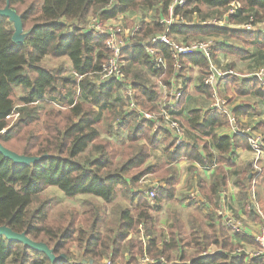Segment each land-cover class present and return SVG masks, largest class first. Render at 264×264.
<instances>
[{
	"label": "trees",
	"instance_id": "1",
	"mask_svg": "<svg viewBox=\"0 0 264 264\" xmlns=\"http://www.w3.org/2000/svg\"><path fill=\"white\" fill-rule=\"evenodd\" d=\"M171 2L0 0V9L9 8L21 21V33L15 36L12 21L0 15V144L18 155L35 158L18 163L0 153V226L44 244L52 256L0 234V264L8 261L10 264H98L103 258L134 262L144 255L154 260L148 264H264V256L248 257L243 252L242 244L256 245L254 239L243 233L231 235L215 212L221 188H226L229 178L235 176L233 183L244 191L251 173V163L238 166L232 162L237 149L251 150L247 138L214 133L216 128L229 125L228 116L189 111L187 124L209 141L196 139L193 144L175 145L168 139L167 130L154 131L152 122L140 118L134 109H125L123 83L130 85L140 108H154L151 102L157 95L153 89L155 82L147 77L143 67L156 76L161 69H156L154 59L138 41L166 29L160 21L167 16ZM127 11L143 16L149 12L151 21L142 22L138 40L120 52L123 80L97 83L110 51L104 45L105 37H97L87 27L88 17L97 15L106 20ZM174 13L188 22L193 21V15L199 21L171 25L170 37L176 40L180 37L183 41L221 38V42L218 39L213 42L212 61L219 63L217 54L221 52L244 61L254 60L257 67L264 65V31L203 23L217 17L224 19L226 25L244 24L250 18L255 24L264 19V0H187L185 7L175 8ZM230 39L243 41L244 47L229 43ZM251 45L255 46V52L249 49ZM156 47L157 56L167 65L165 75L160 77L162 83L170 86V75L184 77L189 64L197 65L201 74L196 91L211 96L213 88L203 83V77L209 74V60L203 53L183 55L176 61L168 46L160 43ZM45 57L67 58L70 74L63 73V65H43ZM174 63L180 69L175 70ZM226 66L231 68L234 63ZM223 77L229 79L236 95L264 99V90L255 77L230 74ZM15 87L22 90L17 101L13 99ZM77 93L83 99L76 100ZM186 94L185 87L178 108ZM42 103L53 105L41 116ZM249 110L246 105L231 113L236 119ZM38 122L41 130L35 127ZM159 133L164 142L159 140ZM260 142L264 149V136ZM160 144L164 145L161 151L165 163L158 168L147 160ZM180 158L214 166L209 182L201 177L197 182L211 209L204 216L192 213L187 219L189 230L179 212L172 210L171 223L164 233L156 229L154 214L164 202L174 199L178 183L174 163ZM151 173L159 178L152 198L149 190L153 185L136 188ZM47 186L57 187L68 198L90 194L104 203L113 201L117 191L123 188L130 203L113 209L111 216L106 217L102 206L86 201L87 209H70L51 218L49 200L39 198ZM134 200L136 204L132 205ZM71 248L76 250V258Z\"/></svg>",
	"mask_w": 264,
	"mask_h": 264
},
{
	"label": "built area",
	"instance_id": "2",
	"mask_svg": "<svg viewBox=\"0 0 264 264\" xmlns=\"http://www.w3.org/2000/svg\"><path fill=\"white\" fill-rule=\"evenodd\" d=\"M187 0H172L169 8L168 14L166 18H163L160 22L164 24L166 29L153 36L147 37L146 39V46L148 55L154 59L156 69H161V73L157 76V83L156 87L158 89L163 88L168 91V96L166 101L160 102L156 105L155 111H144L137 107V104L134 100V92L131 90V87L127 83L122 84V93L125 98V109L132 110L134 109L137 112V115L140 118L146 119L154 124L153 130L156 131L159 128H163L168 131L170 134L171 140L174 142L175 145H182L186 139V128L185 126L174 116L172 112L173 106L177 103V100L180 96L179 87L173 86V76L168 79L170 86L161 83L160 77L163 76L166 72L167 65L165 60L161 56H157L156 54V46L160 43L165 44L168 46L169 50L171 51L172 59L178 60L180 56L188 55L190 53H203L206 58L209 60V74L203 77V83L205 85H209L213 88V102L209 104L206 108V111L209 112H220L221 114H225L228 116L229 125L235 134H239L245 136L248 140L249 146L252 151H254L255 156L251 161V173H250V185L254 186L256 180L261 176L262 168L259 164V158L261 157V145H260V137L255 136L252 134L249 127L241 128L237 125L236 119L232 115L231 111H229L228 107L226 106L225 99H219L215 96V87L217 81L226 74H230L231 71L223 72L216 68L212 59H211V49L213 48V41L210 40H192L190 42H179L178 39H174L168 35L169 27L174 24H193L196 23L194 20L192 22H188L180 14H175V8H183L185 7ZM213 21V24L217 25L215 22H219L221 24L220 27L223 26H231L237 28H243L249 31H261L264 30V19L257 23L252 22V18L247 23L239 24V25H226L224 19L213 17L209 19ZM208 20V21H209ZM206 21H203L205 23ZM262 23L263 25H257ZM97 18H92L87 27L93 31V33L97 36H104V45L110 51V57L108 61L103 65L102 70L98 74L97 83H103L110 79H116L118 81H122L124 78V74L122 71V67L124 65L123 62L119 60L122 44L127 43L129 39V35L137 34L139 29L132 28L129 31L122 32L121 37L119 38V26H122V23L115 22L109 23L106 25ZM211 24V23H208ZM145 40V39H144ZM140 41H138L139 43ZM130 44V42H128ZM131 45V44H130ZM180 69L179 64L173 65ZM245 77H255L258 81L259 87L264 90V65L256 67L252 72ZM157 188V184H154L151 190H149V197L152 198L154 196V191ZM250 207L261 219V226L257 234L253 236L254 241L256 242L257 246L254 250L250 251V254L253 257H260L264 256V212L259 205L257 198L255 196V192L253 188L250 189ZM224 222L228 229L231 232H237L242 227L241 221H239L234 215L227 214L224 216ZM154 263V260L149 258L148 256L144 255L138 257L136 261L130 262L128 260L125 261H113L110 258H103L99 261L98 264H148Z\"/></svg>",
	"mask_w": 264,
	"mask_h": 264
},
{
	"label": "crops",
	"instance_id": "3",
	"mask_svg": "<svg viewBox=\"0 0 264 264\" xmlns=\"http://www.w3.org/2000/svg\"><path fill=\"white\" fill-rule=\"evenodd\" d=\"M132 13H133V16L131 17L132 23L129 24V25H124V23L122 22V19H119V18L121 16H128V15H130ZM91 17H95V18H97V20H100V21H102L104 23H110V22L111 23H115V22H119L120 21L122 23V26L118 27L119 28V38L121 37L122 32H124V28L128 27L129 30H130V29L135 27V28L138 29L142 22L151 21V15L149 14V12H146V14L143 16V15H140V14L134 12V11H127L124 14L117 15L115 18H109V19H106V20L99 19L97 17V15H91ZM166 17H163V18H166ZM226 27H231V26H226ZM233 28H237V27H233ZM137 35H138V33L134 34V35H129V39L130 40L128 42H130V44L135 43V41L138 40L137 39L138 38ZM146 39L147 38H145V40H140V42L138 44L143 46L145 48V50L147 51V47H145L146 46ZM217 41L221 42V39H218ZM128 42L125 43V44H122L121 50L130 46V44H128ZM234 45H236V44H234ZM155 49H156V53H158V48H155ZM220 54H221V52H219L217 54V60L219 62H221L220 61L221 60L220 59V56H221ZM62 58H64V57H62ZM143 71L145 72V74L147 75V77L149 79L156 81V79H157L156 75L150 74L148 69H146L144 67H143ZM189 71L190 72L193 71L194 74H196V73L197 74H199V73L201 74L200 68L197 65L189 64L188 67L184 70V75H185L184 77L177 76L175 74L173 76V78H172L173 79V86L179 87L180 96H181L182 90L185 87L187 88V94H186V96L184 98L183 104L178 108V100L180 98V96H179V98L177 100V103L172 108V112H173L174 116L186 128V139H185V142L182 145L193 144L196 139H201L202 141H209V138L207 136H205L199 130H197V129L191 127L189 124H187V121L190 120L189 111H191V110H200L201 115H203L204 111H206V109L202 110V108L194 107L192 109H189L187 111V113H185L183 111L184 103H185L186 99L188 98V95H190L189 94V87H190V83L192 82V81L190 82L192 75L190 76ZM177 72L179 73V71H177ZM153 76H155L156 79H153ZM196 78L197 77H195L196 84H195V86L193 88L194 92L199 94V95H204L208 99L213 97V92H212L211 96L208 97L204 93H199L198 91H196V87L198 86V82H199V81L197 82ZM155 81H153V82H155ZM228 82H229L228 78H225V77L220 78L217 81V83H216V91L217 90L221 91V88H220L221 84H229ZM153 89H155L157 91L156 82H155V86H153ZM232 89H233V86H232ZM233 91H234V89H233ZM240 97H242V96H240ZM243 97H244L243 99H245V101H243L242 103L234 104L232 106L230 105L228 107L229 111H231L233 109H236V108H239V107L240 108L241 107H245L246 105H248L250 110L247 111L245 115H239L238 117H236V122L239 123V125H241V126H243V123H247L248 116H250L249 114L252 111H254L253 109L256 108V105L259 107L260 103L264 102V99H261V98L255 96V95H248V96H243ZM248 98H250V99H248ZM134 99H135V93H134ZM248 100H251V101L255 102V104H250V102ZM209 113L222 115L220 112H217V111L209 112ZM260 116H261V112L260 113H255L252 116L253 122H251L250 125H252L256 129L259 128L257 130L256 129L253 130V132L256 133L258 136H261L263 138V136H264V120H263V117H260ZM260 118H262V119H260ZM214 133L217 136H222V135L233 136V135H235V133H233L230 125H225V126H222V127L220 126V127L216 128L214 130ZM261 137H260V139H261ZM158 138H159V140L164 142V139H162V133L158 134ZM168 139L170 141H172L169 133H168ZM160 147H162L161 148V150H162L164 148V145L162 144ZM161 150H160V152L162 154ZM263 152H264V149H262V153H261V157H260L261 158L260 160L262 162L261 163L262 166H263V161H264V153ZM254 156H255V153L252 150H245V149H241L240 148V149H237L235 151V153L233 154L232 162L235 163L238 166L250 164L252 159L254 158ZM177 162L178 163H182L183 166L187 165L186 170L192 171L191 175H189L190 179H187L185 181V183H186V191H184V188H182V190L179 193V183L181 184L183 182V180L185 178L183 173L185 171H183V170L179 171V169H177L178 170V183L176 185V191H175L174 199L164 202L163 205H162L161 210L158 211V212H162V211L164 212V210H167V208H170V209H168V210H170V211H168L169 213L172 212V210H177L179 212L181 220L184 223L186 229L189 230L187 219L189 218V216L192 213L195 212V213H199L201 216H204L206 211H209L211 209L209 204L207 203V201L204 199V197L202 196V194L198 190L197 182H198V178L199 177H201L205 181L209 182V180L212 178V175H213V172H214V166L213 165L212 166L198 165L195 162L188 160L187 158H180ZM177 162H175V163H177ZM178 163H177V165H178ZM191 167H193L194 170H191L190 169ZM263 171H264V168L262 169V174H261L260 177H262V175L264 173ZM234 177L235 176H231L229 178V180L227 182V186H226V188L224 190H222V188H221V191H220V194H219L218 208L215 209V212L218 215L221 216V218L223 219V222H224V216L227 215V214H232L239 221H242L241 222L242 223V227L237 232H231L228 229V227L226 226L225 222H224L225 226L227 227V229H228V231H229V233L231 235H234V233H243V234L253 238V236L258 233L262 222H261L260 217L253 210H251L250 199H249V196H250V190L249 189L251 187L253 188V190L255 192V196L257 198V201H258L259 205L261 206V208H262V210L264 212V187L262 188L263 191H262V193L260 195V193L258 191L259 190V185H260V182H258V179L260 177L256 180L255 185L251 186L250 185V177L251 176H250V173H249L248 181L246 183L247 184L246 185V189H244V191H243L241 187L236 186L233 183ZM158 183H159V181L156 182L157 187L159 186ZM188 184H190L189 188H188ZM135 202H136V200H135ZM171 202H173L172 206H171ZM256 217H258V219H256ZM154 221H155V217H154ZM170 223H171V213H170ZM232 237H233V241L235 242L236 241L235 237L234 236H232ZM242 245H243L242 246L243 252L246 253V255L248 257H253L250 254V251L254 250L256 248L257 244L255 245V248H254V245H251V244L243 243ZM174 253H175V255L177 254L176 252H174Z\"/></svg>",
	"mask_w": 264,
	"mask_h": 264
},
{
	"label": "rangeland",
	"instance_id": "4",
	"mask_svg": "<svg viewBox=\"0 0 264 264\" xmlns=\"http://www.w3.org/2000/svg\"><path fill=\"white\" fill-rule=\"evenodd\" d=\"M203 9L205 10V8H203ZM132 16H133V13L128 15V16H121L119 19H122V22L124 23V25H129V24L132 23V19H131ZM92 18H94V17H91V15H90L89 18H88V23H89V21ZM212 18H210V19H212ZM192 20H194L195 22L199 21L198 18L194 17V15H193V19ZM208 20H209V18L204 20V21H206L205 22L206 24H208V23L213 24L212 20H209V21ZM215 23L217 25H219L218 27L221 26V24L219 22H215ZM106 25H109V23H107ZM213 25H215V24H213ZM257 25H263V24L259 23ZM124 31H129V28L128 27L124 28ZM261 31H264V30H261ZM217 39H221V38H217ZM192 40H206V41L210 40V41L214 42V40H216V38H214V37H204L202 39L195 38V39H192ZM192 40L183 41L182 38H180V37L178 39V41L182 42V43L190 42ZM228 42L236 44L239 47H244V42L241 41V40L230 39V40H228ZM247 45L249 46V43ZM254 47L255 46L251 45V47H249V49H252L253 52H255L254 51L255 50ZM211 50H213V48ZM220 55H221L220 56V59H221L220 61L221 62L216 63L215 61H213L215 67L219 68V70H221L223 72L231 71L230 75H234V76L239 77V78H246L245 75H248L250 72H252L258 66V63H256L254 60L244 61V60L238 59L236 57H233L231 55H228L226 53H221ZM230 62L234 63V66L231 67V68L226 66ZM42 63H43V65H45L47 67H56L58 65H63V73L65 75L66 74H70V72H71V65H70V62H69V60L67 58L45 57V58H43ZM174 68H175V70H178L177 67H174ZM189 74H190V76L192 75L191 76V80H190V82L191 81L192 82L191 83L189 82L190 83V87H189V94L190 95H188V98L186 99V101L184 103L183 111L185 113H187V111L189 109H192L194 107L202 108V110H205L209 106V104L213 102V99H212V97L210 99H208L204 95H199V94L194 92L193 88H194V86L196 84L195 77H197L196 80L198 82V77L200 76V73L199 74H197V73L194 74L193 71H191V72L189 71ZM172 76H174V74L170 75L169 79ZM153 79H156V77L153 76ZM151 81H155V80H151ZM155 82L157 83V80ZM228 83L229 84H221V87H220L221 91H219V90L216 91V87H215V96L218 97L219 99H225L226 102H227L226 103L227 107H229L230 105L232 106L234 104L242 103L243 101H245V99H243L244 97H240V96H238V95H236L234 93V91L232 89V84L230 82H228ZM156 88H157V95L155 97V100H153L151 102V104H154V108H152L150 110H147V109H142V108H140L137 105V107L139 109L144 110V111H155L156 110L155 109L156 105H158L160 102H162L164 100L166 101L167 97L170 98L168 96V91L166 89H163V88L158 89V87H156ZM21 94H22V90L19 87H15L14 88V93H13V99L15 101H17L18 97ZM75 96H76L75 97L76 100L83 99V97L80 96L79 93H77ZM250 98H248V99H250ZM248 101L250 102V104H255V102H253L251 100H248ZM52 105H53L52 103H42L41 106H40V114H41V116L43 115L44 111L48 107H50ZM253 110L254 111H252L249 114L250 116H248L247 123H243V126L239 125V123H237V125L239 127H241V128L249 127L250 128L249 131H251L252 134H254L255 136H258L256 133L253 132V130H255L256 128H254L250 124H251V122H253L252 116L255 113H260L261 112V116L260 117H263V120H264V102H261L259 107L256 105V108L253 109ZM12 119H13V117L10 118L9 120L12 121ZM260 119H262V118H260ZM100 126H101V124H100ZM35 127H36L37 130H41V123L38 122L35 125ZM257 129H259V128H257ZM101 131L104 132V128H102ZM259 137H261V136H259ZM116 142L120 146L123 145V143H121V142H118V141H116ZM161 145L162 144H160V146ZM160 146H158L157 148H155V149H153L151 151V156L147 160V163H151L153 165H157L158 168H161L164 165V163H165L164 155L161 154V152H160V150L162 148ZM261 153H262V149H261ZM260 159L261 158H259V164H260L261 168L262 167L264 168V161H263V166H262V164H261L262 162H261ZM177 163H174V165H176L177 169H179V171H182V170L185 171L183 173L185 178H184V180H183V182L181 184L179 183V193H180L182 188H184V191H186V183H185V181L187 179H190L189 175H191L192 171L186 170L187 165L183 166L182 163H178V165H177ZM157 181H159L158 176L156 174H154V173H151V174H148V175L144 176L139 181V183L137 184L136 188L145 189L150 184L151 185L156 184ZM258 182H260V185H259V190L258 189L257 190L259 191V193L261 195V193L263 191L262 188L264 187V173H263L262 177H260L258 179ZM189 187H190V184H188V188ZM125 194H126V190L124 191L123 188H121V189H119L117 191L113 201H111L110 203H104L100 198L91 196L90 194H79V195H76V196H74L72 198H68L57 187H55V186H47L39 194V198L49 200V217H51V218L52 217H58L59 214H61L62 212H65V211H69L70 209H77L79 211L87 209L88 207H86V206H88V203L86 201H90L92 203L98 204L99 206H102L104 208V215L107 217V216H111V212L113 211V209H115L117 207H124L126 205H129L130 202H129L128 198L125 196ZM135 204H136V202L134 200L132 205H135ZM172 205H173V202H171V206ZM132 208H133V206H132ZM168 209H170V208H167V210H164V212L163 211L162 212H157L154 215V217H155V221L154 222L156 224V229L157 230L161 229V230H163L164 233L166 232V228L170 224V213L171 212L169 213L168 211H170V210H168ZM155 233H157V232H155ZM254 248H255V245H254ZM71 249H72V253L74 254V256L76 258L78 256L76 250L74 248H71ZM7 264H10V262L8 261Z\"/></svg>",
	"mask_w": 264,
	"mask_h": 264
},
{
	"label": "water",
	"instance_id": "5",
	"mask_svg": "<svg viewBox=\"0 0 264 264\" xmlns=\"http://www.w3.org/2000/svg\"><path fill=\"white\" fill-rule=\"evenodd\" d=\"M0 15L7 16L12 21L13 25L15 26V36L19 35V33H21V21H20L17 14H15L9 8L5 7L4 9H0ZM0 153L4 157L9 158L12 161L18 162V163H28V162H31L35 159L34 157H26V156L18 155L16 153L4 148L1 144H0ZM0 234L4 235L9 240L20 241V242H23L24 244L28 245L29 247H31L33 249L43 251L49 257L52 258L49 249L44 244L36 243V242L32 241L24 233L16 232V231H14V230L10 229L9 227H6V226H0Z\"/></svg>",
	"mask_w": 264,
	"mask_h": 264
}]
</instances>
